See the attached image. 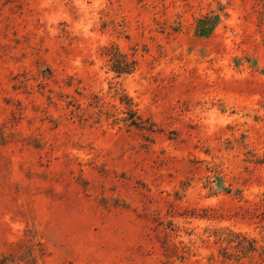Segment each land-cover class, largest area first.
Returning a JSON list of instances; mask_svg holds the SVG:
<instances>
[{
  "label": "rangeland",
  "instance_id": "obj_1",
  "mask_svg": "<svg viewBox=\"0 0 264 264\" xmlns=\"http://www.w3.org/2000/svg\"><path fill=\"white\" fill-rule=\"evenodd\" d=\"M0 264H264V0H0Z\"/></svg>",
  "mask_w": 264,
  "mask_h": 264
},
{
  "label": "trees",
  "instance_id": "obj_2",
  "mask_svg": "<svg viewBox=\"0 0 264 264\" xmlns=\"http://www.w3.org/2000/svg\"><path fill=\"white\" fill-rule=\"evenodd\" d=\"M126 61V60H124ZM124 61L121 60H116L115 64H114V69L118 72L120 71H128V69L126 68L128 66V64ZM127 69V70H126ZM250 243V242H249ZM241 244L240 242L237 243V245ZM242 246V245H241ZM249 248L252 249V244L250 243ZM242 249H244V246H242Z\"/></svg>",
  "mask_w": 264,
  "mask_h": 264
}]
</instances>
